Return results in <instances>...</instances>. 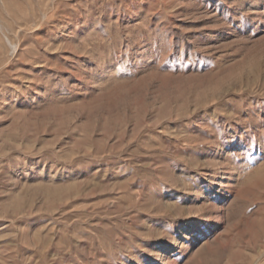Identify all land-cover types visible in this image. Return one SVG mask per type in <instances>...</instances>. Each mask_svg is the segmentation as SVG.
<instances>
[{
  "label": "rangeland",
  "instance_id": "obj_1",
  "mask_svg": "<svg viewBox=\"0 0 264 264\" xmlns=\"http://www.w3.org/2000/svg\"><path fill=\"white\" fill-rule=\"evenodd\" d=\"M0 264H264V0H0Z\"/></svg>",
  "mask_w": 264,
  "mask_h": 264
}]
</instances>
